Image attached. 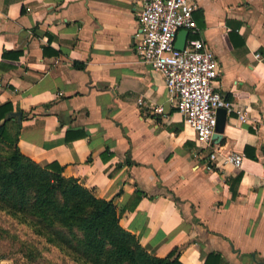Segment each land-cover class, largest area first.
Listing matches in <instances>:
<instances>
[{
	"label": "crops",
	"instance_id": "1",
	"mask_svg": "<svg viewBox=\"0 0 264 264\" xmlns=\"http://www.w3.org/2000/svg\"><path fill=\"white\" fill-rule=\"evenodd\" d=\"M140 1L0 0V103L20 110L18 148L112 197L155 255L264 264V0H194L189 35L213 48L219 90L248 113L227 112L212 137L241 164L211 168L162 72L136 53Z\"/></svg>",
	"mask_w": 264,
	"mask_h": 264
},
{
	"label": "trees",
	"instance_id": "2",
	"mask_svg": "<svg viewBox=\"0 0 264 264\" xmlns=\"http://www.w3.org/2000/svg\"><path fill=\"white\" fill-rule=\"evenodd\" d=\"M9 111L8 101L0 103V143L10 148L0 154L1 209L82 264H184L172 256L175 250L164 256L148 251L120 223L112 197L97 196L76 177L64 175L57 163L43 165L23 154L16 143L18 122ZM141 193L137 188L136 199Z\"/></svg>",
	"mask_w": 264,
	"mask_h": 264
},
{
	"label": "built area",
	"instance_id": "3",
	"mask_svg": "<svg viewBox=\"0 0 264 264\" xmlns=\"http://www.w3.org/2000/svg\"><path fill=\"white\" fill-rule=\"evenodd\" d=\"M140 2L138 20L142 35L135 46L136 53L151 68L162 72L173 105L182 113L184 123L192 128L195 142L208 148L205 166L211 168L226 163L239 166L243 152L228 150L222 153L213 146L212 137L218 106L225 107L226 112H235L240 121L248 119L247 109L219 90V61L202 37L188 34L182 48L174 46L179 28L196 29L192 13L195 1ZM155 109L163 111L162 106H155Z\"/></svg>",
	"mask_w": 264,
	"mask_h": 264
},
{
	"label": "rangeland",
	"instance_id": "4",
	"mask_svg": "<svg viewBox=\"0 0 264 264\" xmlns=\"http://www.w3.org/2000/svg\"><path fill=\"white\" fill-rule=\"evenodd\" d=\"M9 152L10 148L0 143V154ZM29 249L31 253H28ZM0 256L7 258L10 264H82L34 234L25 221L1 208Z\"/></svg>",
	"mask_w": 264,
	"mask_h": 264
},
{
	"label": "water",
	"instance_id": "5",
	"mask_svg": "<svg viewBox=\"0 0 264 264\" xmlns=\"http://www.w3.org/2000/svg\"><path fill=\"white\" fill-rule=\"evenodd\" d=\"M189 34V29L186 27H181L178 29L175 39H174V46L177 48H182L184 46L185 40ZM20 116V110H11L8 112V115H16ZM226 109L223 106H218L217 108V120L215 125V131L213 136L219 135L220 132L223 131L225 121H226Z\"/></svg>",
	"mask_w": 264,
	"mask_h": 264
}]
</instances>
